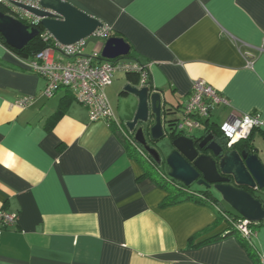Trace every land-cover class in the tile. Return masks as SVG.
I'll return each instance as SVG.
<instances>
[{
	"label": "crops",
	"instance_id": "crops-1",
	"mask_svg": "<svg viewBox=\"0 0 264 264\" xmlns=\"http://www.w3.org/2000/svg\"><path fill=\"white\" fill-rule=\"evenodd\" d=\"M64 1L123 38L129 59L149 62V84L178 110L203 79L229 101L209 123L256 112L264 137V0ZM128 85L138 76L117 72L104 89L122 125L138 105ZM45 86L0 43V211L17 215L0 228V264H258L264 221L250 246L215 203L169 202L114 126L91 122L69 91L45 98ZM26 95L35 99L20 108Z\"/></svg>",
	"mask_w": 264,
	"mask_h": 264
},
{
	"label": "water",
	"instance_id": "water-1",
	"mask_svg": "<svg viewBox=\"0 0 264 264\" xmlns=\"http://www.w3.org/2000/svg\"><path fill=\"white\" fill-rule=\"evenodd\" d=\"M16 5L40 17L42 28L62 45L92 36L104 25L64 0H40L39 8ZM39 33L37 28L0 12V35L10 48L22 50ZM129 52L130 45L123 38L110 37L105 41L101 56L111 60L127 57ZM125 91L138 98V105L124 127L157 165H167L170 179L186 188L193 184L203 187L202 192L210 194L221 210L225 211L220 204L223 202L241 219L250 223L264 221V204L243 189H264V164L252 142L238 147L235 144L222 146L212 134H208L196 144L194 136L180 135L169 138L171 152L163 158L149 141L155 142L168 135L164 124L174 106L168 101L166 91L148 85H128Z\"/></svg>",
	"mask_w": 264,
	"mask_h": 264
},
{
	"label": "built area",
	"instance_id": "built-area-1",
	"mask_svg": "<svg viewBox=\"0 0 264 264\" xmlns=\"http://www.w3.org/2000/svg\"><path fill=\"white\" fill-rule=\"evenodd\" d=\"M40 0H0V7L4 14L22 22L23 24L37 28L39 35L46 41L52 39L53 43L36 52L31 58H20L8 49L20 65L32 74L43 77L46 80L42 95L49 99L59 90L69 91L75 101L87 109L91 122L106 121L113 124L126 139L130 140V132L123 131L121 123L114 115L106 98L104 89L112 83L115 73L125 72L136 74L139 77L140 86H147L149 80V62L141 63L128 57H119L111 60L101 56V52L92 51L85 53V39L70 45H62L42 28L41 18L20 8L16 4H24L33 8H39ZM112 31L107 25L98 28L93 35L100 39L111 37ZM92 35V36H93ZM33 96H21L16 104L24 108L34 101ZM226 97L219 94L211 85L203 79L193 80L189 95L180 110L174 108L166 117L164 127L168 136L184 135L192 137L194 131H203L209 126L212 113L221 106H228ZM179 111L177 116L175 112ZM175 116V117H174ZM263 125L260 115L254 113H241L232 115L218 125L222 137L227 141V146L246 139L253 129H259ZM136 145H138L136 143ZM137 148V147H136ZM141 148V147H140ZM142 149V148H141ZM137 151L143 154L139 148ZM219 211L220 209L217 208ZM223 218L232 228H235L249 243L255 235L250 223L245 219L233 220L223 214ZM17 215L0 211V228L14 225ZM258 264H264V256L257 254Z\"/></svg>",
	"mask_w": 264,
	"mask_h": 264
},
{
	"label": "trees",
	"instance_id": "trees-1",
	"mask_svg": "<svg viewBox=\"0 0 264 264\" xmlns=\"http://www.w3.org/2000/svg\"><path fill=\"white\" fill-rule=\"evenodd\" d=\"M0 12H4L3 8L0 7ZM111 37H119L117 36L116 34H114L113 32L111 33ZM0 43L3 47H5L6 49H8L9 51H11L13 54H15L16 56L20 57V58H31L33 57V55L40 51L41 49L51 45L53 43L52 39H48V40H44L42 38V36H37L36 38L32 39L22 50H14L12 48H10L8 45L5 44L3 38L1 37L0 35ZM127 57H132L131 55V52L128 54ZM136 61L138 62H141V63H147V62H143V61H140L139 59H136ZM136 75V74H135ZM138 76V75H136ZM139 78V77H138ZM150 78V77H149ZM147 85L150 87V88H153V86L151 84H149V80L147 82ZM154 89V88H153ZM64 107H65V104H61L58 111L52 116L50 117V127L53 126L55 124V122L57 121V119L60 117V115L63 113L64 111ZM122 125V123H121ZM110 126H114L113 124H110ZM123 127V131L126 132L127 134H129V131L124 127V124L122 125ZM115 132H117L118 136L121 138L125 148L127 149L128 153L134 157V158H137L142 164H146L149 166L148 169H146V174L147 175H152V171L151 169H154V170H157V164L156 162L150 157L148 156L141 148L139 145H136L134 139H133V136L130 135V140H133L135 145H133L132 142H130L128 139H126L124 137V135L120 132V130H118L115 126L113 127ZM125 128V129H124ZM214 129L215 130V133L219 136H222L220 130H219V127L218 125H214V123H211L209 124L208 127H206V130H209V129ZM210 129V130H211ZM257 129H253L251 132H250V135L244 139V140H240L239 142H237L235 144L236 147L240 146L241 144L245 143L246 145H249V143H251L253 141V138H254V133L256 132ZM176 135H173V136H170L169 138L172 139V138H175ZM139 148L141 150V152L143 154H140V152L137 151V148ZM165 175V180H160L156 177H154V179L156 180V182L158 184H160L161 186H164L166 187L167 189H169L171 191V198L169 200V202L173 203V202H176V201H181L183 199H192L194 201H197V202H200L202 204H205V205H211L213 203L216 204V201L213 199V197L208 194L207 192H200L199 191H193V190H190L189 188H186L184 187L183 185H181L180 183L178 182H175L173 181L172 179H170L168 177L167 174H163ZM163 179V178H162ZM171 186H173V188H171ZM189 189V190H188ZM188 191V192H186ZM217 205V204H216ZM218 206V205H217ZM219 207V206H218ZM219 217H223V214L225 215H228L229 218H232L233 220H237V219H240L239 216L237 215H232L228 212H225L223 209L219 210ZM257 224V223H254L251 225V228L254 230L253 226ZM230 228L232 229L233 232H237L239 233L235 228H232L230 226ZM229 231H227L226 233H228ZM230 233V232H229ZM240 234V233H239ZM241 236V234H240ZM241 238L248 244L251 246V244H249V242L247 240H245V238H243L241 236ZM256 262L258 263V260L256 259Z\"/></svg>",
	"mask_w": 264,
	"mask_h": 264
},
{
	"label": "rangeland",
	"instance_id": "rangeland-1",
	"mask_svg": "<svg viewBox=\"0 0 264 264\" xmlns=\"http://www.w3.org/2000/svg\"><path fill=\"white\" fill-rule=\"evenodd\" d=\"M105 41H106L105 39H100V38L96 37L95 35L85 38V49H84V52L85 53H90L92 51L101 52V50L104 47ZM183 103L179 105V108L183 105ZM172 105L174 106V108L178 109L177 105H175V104H172ZM175 113L177 114V112H175ZM178 114H180V113H178ZM166 130H168L167 127L165 128V131ZM200 134H201V131L200 130H196V131H194L193 136L194 137H198ZM252 143L259 150L258 154H259L260 160L264 164V137L262 135L258 134L257 132H255ZM153 146H154V148L157 149V151L159 152V154L163 158L168 156V154L171 152V148H172L171 140L169 139L168 135H164L162 138H160L159 140L155 141L153 143ZM168 170L169 169H168L166 164L157 165V170L151 169V171L153 173V176H155L157 178H161V173L167 174ZM191 188H193V189H195L197 191H203L202 188L197 187V186H191ZM220 204L223 206V208H225L226 212L234 215V211L227 204H225L223 202H221Z\"/></svg>",
	"mask_w": 264,
	"mask_h": 264
},
{
	"label": "flooded vegetation",
	"instance_id": "flooded-vegetation-1",
	"mask_svg": "<svg viewBox=\"0 0 264 264\" xmlns=\"http://www.w3.org/2000/svg\"><path fill=\"white\" fill-rule=\"evenodd\" d=\"M211 129V128H210ZM203 130L201 131V134L198 136V137H195L196 138V144H198L203 138H205L208 134H212L214 136V140L217 141L218 143H220L222 146L224 145H227V141L222 137V136H219L215 133V130L214 129H211V130ZM198 138V139H197ZM150 142V145L153 146V143L152 141H149ZM236 144V143H235ZM234 145V144H233ZM192 186H197L196 184H193ZM197 187H200V186H197ZM204 190L203 187H200ZM244 190H246L248 193H250L254 198L260 200L263 204H264V189L262 190H259V189H249V188H246L244 187L243 188Z\"/></svg>",
	"mask_w": 264,
	"mask_h": 264
}]
</instances>
